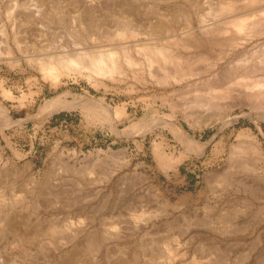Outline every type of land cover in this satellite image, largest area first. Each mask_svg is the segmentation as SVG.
<instances>
[{
  "label": "rangeland",
  "instance_id": "1",
  "mask_svg": "<svg viewBox=\"0 0 264 264\" xmlns=\"http://www.w3.org/2000/svg\"><path fill=\"white\" fill-rule=\"evenodd\" d=\"M234 1L0 0V219L52 222L75 264H264V0ZM104 48L111 75L39 69Z\"/></svg>",
  "mask_w": 264,
  "mask_h": 264
},
{
  "label": "bare ground",
  "instance_id": "2",
  "mask_svg": "<svg viewBox=\"0 0 264 264\" xmlns=\"http://www.w3.org/2000/svg\"><path fill=\"white\" fill-rule=\"evenodd\" d=\"M226 1H228V0H226ZM196 5L198 6V3H196ZM260 7H261V5H260ZM224 8L227 9L226 7H223V9ZM203 9L204 8H202V10ZM258 9L259 8L255 9V10H258ZM262 10H264V9H262ZM212 11H214V10H212ZM37 12L39 14H42L43 16H47L48 15L46 12L43 13L40 8L37 9ZM88 12H90L88 14H91L92 15V12L91 11H88ZM199 12L197 14H199ZM207 13L208 12H206V15H207ZM248 13L249 12L246 13V16H247ZM250 13H252V12L250 11ZM250 13H249V15H250ZM239 16H241V15H239ZM16 17H17V20H18V24L20 26H22L24 23L26 24L27 22H32L33 19L35 20V18H32L31 14L21 13V12H18L16 14ZM238 19H240V18L238 17ZM206 20H208V19L206 18ZM210 20H213V19H210ZM232 21H234V20H232ZM90 22H92V20ZM159 22H160V20H159ZM204 22H206L205 19H204ZM223 22H224V20H223ZM225 22H226V19H225ZM228 22H226V23H228ZM212 24H215V23H212ZM221 26H222V24H221ZM224 26H227V25H224ZM130 27H131L130 25L129 26H125V29H130ZM219 27H218V29H219ZM157 28H160V29L165 30L166 29V25L163 24V23H160L159 26H157ZM222 28H223V26H222ZM169 31H170V29H169ZM169 31H167V33ZM215 31H216V29H214V31H212V33L215 32ZM219 31H220V29H219ZM171 32L173 33V31H171ZM250 34H251V32H250ZM171 37H172V35H171ZM177 37L170 38V37L166 36V38L163 40V41H166V42L163 43V44H161L162 41L160 43L159 42H155V41H159V40H151L149 44H146L145 45V48H143V49L146 50L145 51V56L147 58L146 60H148L149 63H150V64H147V65H151V66L153 64L160 65V66H162L164 68L165 71H167V68L170 65H171V67L174 66L176 64V61H177L176 59L178 58L175 55V54H177L176 51H177L178 47L179 48H186V47H188V43L184 42L183 40H180ZM240 38L243 39V37H240ZM237 39H236V41H237ZM142 41H144V40L142 39ZM238 41H240V40H238ZM145 42H147V41H145ZM172 46L173 47H176V48L174 49ZM141 47H142V45H141ZM171 48H173L174 50L171 49ZM124 50H126V49H124ZM116 51H115L114 48H110V49H105L104 48V49H99V50H94V51L93 50H88V51H84V52L79 51V52L75 53L74 56H71L69 58L64 57L63 59H61L62 61L61 60H52V59L51 60L42 61L40 63V65H39L40 68L39 67L38 68L41 69L45 75H49V76H51L55 80V79L58 78V75L61 74L63 71H65L67 69V67L71 63H81V62H84V60H85V62L87 64V67L90 68L92 72H94V73H96L98 75H100V74H102V75H111V74L117 72L118 69H119V67H121V66H119V56H118V54H117ZM122 52H123V50H122ZM69 55H73V54H68L66 56H69ZM173 58H174V60H173ZM144 60H145V58H144ZM183 60H185V59H183ZM121 65H122V63H121ZM163 68H161V69L163 70ZM185 70H186V68H185ZM165 71H164V73H165ZM119 73H120V71H119ZM119 73H117V74H119ZM156 73L159 74L160 72H156ZM169 75L171 76V74H169ZM186 76H188V75H184L183 77H186ZM180 77L182 79V76H180ZM166 80H164V82H166ZM174 80H176V79H174ZM174 80H172V81H174ZM178 80H176V81H178ZM100 104L103 105L102 102ZM104 105L106 106V104H104ZM5 112H7V111H5ZM121 112H122V110L120 108H116L115 109V113L116 114H120ZM253 150L256 152V154L259 157V154H260V148H259V146H257V145L254 144ZM156 153L158 155H161L162 154V151L158 147H156ZM41 203L42 202L40 201V204ZM40 204H38V205H40ZM41 205H44V204L42 203ZM42 220H43V218H42ZM50 223H52V222H50ZM50 223L46 227H44L43 225H40V222H38L37 219H34L33 218V220H32V219H30L28 217H25V216L21 215V214H19V215L18 214H16V215L13 214L12 216H7V217H4V218L0 219V264H75L76 254L78 252L77 249H76V246L74 244H72L69 247V249L66 252V254H65L62 251V244L64 242L62 240L63 238H61L60 235L57 236V235L54 234V232H55L54 231L55 225H53V224L50 225ZM44 229H45V231H44ZM1 231H6V233L3 234ZM48 231H50L49 233H52V235H54V236L49 237V236L45 235V233H47ZM67 239H68V241H70L69 238H67ZM71 242H72V240H71ZM66 243H67V241H66ZM64 244H65V242H64Z\"/></svg>",
  "mask_w": 264,
  "mask_h": 264
}]
</instances>
